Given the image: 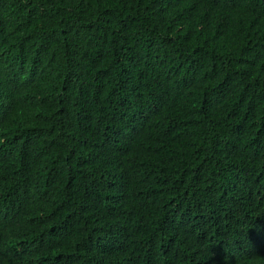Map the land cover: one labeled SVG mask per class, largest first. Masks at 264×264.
<instances>
[{"label": "trees", "instance_id": "obj_1", "mask_svg": "<svg viewBox=\"0 0 264 264\" xmlns=\"http://www.w3.org/2000/svg\"><path fill=\"white\" fill-rule=\"evenodd\" d=\"M0 264H264V0H0Z\"/></svg>", "mask_w": 264, "mask_h": 264}]
</instances>
